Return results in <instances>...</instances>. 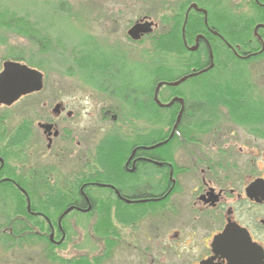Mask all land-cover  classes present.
Wrapping results in <instances>:
<instances>
[{
  "label": "flooded vegetation",
  "instance_id": "af4514ba",
  "mask_svg": "<svg viewBox=\"0 0 264 264\" xmlns=\"http://www.w3.org/2000/svg\"><path fill=\"white\" fill-rule=\"evenodd\" d=\"M244 7L246 14L239 10L242 24L258 13ZM259 7L264 11V4ZM207 30L219 38L214 28ZM253 36L243 51L219 38L232 54L225 56L229 63L217 68L229 70L233 81L215 89L218 102L210 107L204 106L200 84L194 81L200 74L187 77L198 73L189 64L180 68L186 71L184 83L169 86L183 76L153 85V94L141 98L149 108L144 112L137 96L129 112L114 91L113 86L132 85L133 80H80L99 94L111 88V98L106 96L110 105L100 110L102 121L110 122L103 134L96 125L86 126L84 98L75 107L53 95L39 96L42 75L41 89L27 93L39 72L20 63L18 55L0 51V244H20L22 218L16 207L24 199L31 232L37 236L41 226L48 234L49 264H264V187H259L264 169H258L256 157L262 151L255 148V141L264 143V128L255 133L259 119H237L235 106L220 99L243 93L264 104L252 95L256 88L250 80L237 86L238 79L252 77L250 68L258 67L257 77L264 80V24L255 23ZM214 43L205 45L208 53ZM211 69L214 78L222 74L216 61ZM187 82L197 85L184 93L172 91ZM159 84L156 98L162 106L155 102ZM109 144L123 149L113 172L106 168ZM55 201L62 204L54 207ZM6 202L14 208L6 209ZM41 202L48 207L39 208ZM81 226L86 235L78 252L58 254L67 246V232ZM71 245L75 251L76 244Z\"/></svg>",
  "mask_w": 264,
  "mask_h": 264
},
{
  "label": "rangeland",
  "instance_id": "374dc122",
  "mask_svg": "<svg viewBox=\"0 0 264 264\" xmlns=\"http://www.w3.org/2000/svg\"><path fill=\"white\" fill-rule=\"evenodd\" d=\"M180 1L0 0V10L4 9L19 17L25 16L31 22L43 27L51 37V43L47 45L48 50L42 52L39 50V47H36L27 38L12 30L9 31L5 28H0V51L5 56H20L17 58H21L20 63L41 73L43 78V92L39 96L50 97V95H53V98H57L62 102L73 103L75 107L79 106L78 103L81 101L84 102V98L87 113L85 117L86 126L96 125L100 127V132L97 131V133L103 134L110 125V122L102 121L103 117L100 110L104 107V104L110 105L108 100L111 97L107 94L112 92L111 88L106 90V94L103 95L90 90L84 85L82 86L80 83L82 79L76 67L73 66L75 64V58L71 55L72 51L70 49L72 45L77 40L85 44L86 49L82 53L84 56H87L86 51L95 55L94 50H96L98 54H111V52H114L116 55L124 57L129 63H149L148 60L152 58L151 39L166 31L168 25L162 18L170 16L173 9H177L176 6ZM226 2L232 5L240 3L243 5L241 7L242 12L246 14L247 11L244 12L247 10V7H244L247 6L245 0H226ZM140 21L151 22V32L140 36V40L133 41L129 39L127 34L128 30ZM85 34L87 36L89 35L90 39H93V43L89 39L86 40ZM57 38L62 43H57L55 41ZM196 58V56L188 57L187 60L194 62ZM167 63L171 66L181 68L182 65L184 66L185 61L178 62L175 59H168ZM191 67L189 65L188 68ZM258 71V67L254 69L250 68L249 73H254L251 74L252 77L246 80L238 79L237 86L240 83L250 80L256 88L251 91L252 95L264 101V80L260 81V77H257ZM261 72L262 70H260ZM228 77L226 75L222 78L225 87L230 85L229 81H233ZM196 81L199 82L198 84H200L202 89L203 79H195ZM195 82H187L185 85L176 87L173 92L179 91L184 93ZM235 84L236 82L234 81L232 86ZM241 87L244 88L245 84ZM164 90L160 93L164 94ZM75 111H78L77 108H75ZM87 129L89 130L88 127ZM98 134H95V136ZM43 145L45 144L43 143ZM255 148L258 152L262 151L256 157L258 169L262 170L264 169V143L255 141ZM71 217L76 218L75 216ZM154 222H159V219H154ZM71 229L67 232L69 239L63 243L67 244V246L65 249L63 248L57 251L63 257L74 256L73 253L78 252V242L82 241L81 236L86 235L82 226L80 230L76 229L77 232L73 228ZM73 243L76 244L75 251L72 250L73 246L71 244ZM43 244L37 242V244L28 246L22 245L23 248L20 249H16V247L6 249L4 246H1L0 264H49L48 259L44 255L45 248Z\"/></svg>",
  "mask_w": 264,
  "mask_h": 264
},
{
  "label": "trees",
  "instance_id": "16d2710c",
  "mask_svg": "<svg viewBox=\"0 0 264 264\" xmlns=\"http://www.w3.org/2000/svg\"><path fill=\"white\" fill-rule=\"evenodd\" d=\"M245 1L249 8H256L258 13L257 16L254 17L255 20L248 18L245 23L242 24L239 10L243 5L240 3L232 5L226 2V0H181L176 6L177 9H173L170 16L162 18V20L168 25L166 31L152 37V58L148 60L149 63H129L124 57H120L114 52H111V54H98L96 50H94L95 55L86 51L87 56H84L82 53L86 49V45L80 42V40H77L70 49L72 51L71 55L75 58V64L73 66L76 67L80 78L84 80V84H99L101 82L111 83V81L122 83L133 80L134 83H132V85L115 86L114 91L117 93L118 97L123 100V108L128 107L129 112L134 111V101L137 96L139 111L144 112V110H149V108L147 102H142L141 98L153 94L152 87L157 81L166 80L173 82L175 79L183 77L186 72L184 69L181 70L180 68H175V66L169 65L167 60L175 59L178 62L185 61L184 66L187 67V64H189L191 67L193 62L188 61L187 59L188 57L196 56V64L194 63L193 67H195L196 71L202 72L209 66L208 52L205 45L212 40L215 41L214 51L211 52L212 59L213 61H216L217 71H222V74L216 76V78H211L216 70L210 69L207 72L200 74V76L195 79H203L201 91L204 106H213L218 102L215 89L223 88L224 84L222 78L223 76L228 75L227 71H229L224 69L225 67L223 69H218L217 67L219 65H222L223 67L229 63L224 59L225 56H231L232 54L228 48L221 44L219 38L222 40L225 39L227 45L230 47L235 48L238 46L240 47V50L243 51L245 46L249 43L248 39H254L253 30L255 23L264 24V11L259 7V5L264 4V0ZM191 4H195V6L201 10H205L206 14L203 15L193 8L189 10ZM186 14L187 17L185 18ZM204 20H206V24H204ZM208 27L214 28V31L219 38L215 36L211 38L207 30ZM0 28H5L9 31L12 30L27 38L36 45V47H39V50L42 52H46L48 50L47 45L51 43V37L43 27L39 26V24L31 22L25 16L19 17L14 13L5 11L4 9L0 10ZM182 29H184V32H182ZM85 36L86 40L89 39L93 43V39H90L89 35L87 36L85 34ZM198 36L204 38L203 40L198 41V50L193 53H188L187 50H185L184 42L187 46L191 47ZM55 41L57 43H62L58 38ZM133 87L136 89V93L130 94V88ZM220 99L224 100L223 103L225 104L235 106L233 110L236 111L235 116L237 119L249 116L253 119H259L260 124H254L255 133L258 131V127L263 126L264 128V104L262 102L261 104L260 101L255 102L252 98L246 99V96L243 93L235 95V98L233 99H226L225 97L221 98V96ZM222 100L220 102H222ZM147 138L149 139V136H147ZM106 148L109 150V155L105 156V161L107 163L106 168L113 172V165L119 161V157L117 156H120L123 149L116 144H109ZM24 203L26 202L22 199L20 204H17L16 207L20 210L22 218V222L17 228L20 236V244H0V247L4 246L6 249L16 247V249H20L23 248L22 245L28 246L34 244L36 238L38 243H44V255L48 259L46 248L52 246L48 242V234L42 230L41 226L39 227L37 236L31 232V222L29 221L30 216L27 214L26 204ZM52 203L54 204V207H58L62 204L60 201ZM5 205L6 209L14 208V205L12 206L10 202H6ZM33 207L34 205L31 204L32 209ZM47 207L48 206L43 202L40 203L39 208L46 209ZM60 209L62 210L63 207ZM6 237L8 239V236Z\"/></svg>",
  "mask_w": 264,
  "mask_h": 264
},
{
  "label": "water",
  "instance_id": "95a60500",
  "mask_svg": "<svg viewBox=\"0 0 264 264\" xmlns=\"http://www.w3.org/2000/svg\"><path fill=\"white\" fill-rule=\"evenodd\" d=\"M189 10H191V8H193L194 10H196L197 12H199V13H201V14H203V15H205L206 14V11L205 10H201V9H199L198 7H196L195 6V4H191L190 6H189ZM187 17V14L185 15V18ZM186 21V20H185ZM151 22L150 23H148L147 22V24H145V23H143L142 21H140V22H137V23H135L133 26H132V28L130 29V33H129V35H130V37L133 39V40H137V39H139L140 38V36H143V35H145V34H149L150 32H151V29H150V26H151ZM204 24H206V20H204ZM259 28V26H257L256 28H255V32H256V30ZM182 32H184V29H182ZM204 38L202 37V36H198L197 38H196V41H195V43H194V45L193 46H191V47H187V50L190 52V53H193V52H195V51H197L198 49V46H199V43H198V41L199 40H203ZM185 43V42H184ZM208 59H209V61H210V64H209V66L207 67V68H205L204 69V71H202V72H198V73H195V74H192V75H189V76H187L188 78H192V77H195V75H197V74H203V73H205V72H207L208 70H210L211 68H212V66H213V59H212V53L211 52H209L208 53ZM28 76V75H27ZM41 77V74L40 73H38V75L36 76V78L34 77V78H32V84H31V87L27 90V93L29 92H33V91H39L41 88L40 87H42V78H40ZM186 76H184V78H181V79H179V80H177V81H174V83H171V84H169V86L170 87H174V86H178V85H180V84H182V83H184L185 81V79L187 78ZM161 86V84H159L158 85V87L156 88V90H155V102L156 103H158L160 106H162L159 102H158V100H157V98H156V96H157V91H158V89H159V87ZM174 103V101H171V102H169V104H167V105H165L166 107H170L172 104ZM181 114V113H180ZM179 117H180V115L178 116V118L176 119V122H178L179 121ZM161 144H163V143H159V144H156V146H160ZM155 146V147H156ZM259 187H260V189H263V187H264V182L263 183H260V185H259ZM29 209H30V206H29V204L27 203V210L29 211ZM68 211H70V209L69 210H66V212H64L63 213V216L64 215H66L67 213H69ZM50 239L52 240V236L50 237Z\"/></svg>",
  "mask_w": 264,
  "mask_h": 264
}]
</instances>
